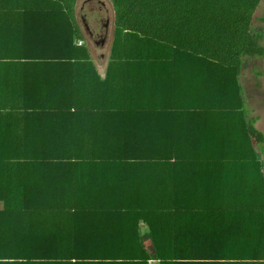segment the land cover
<instances>
[{"label": "trees", "instance_id": "1", "mask_svg": "<svg viewBox=\"0 0 264 264\" xmlns=\"http://www.w3.org/2000/svg\"><path fill=\"white\" fill-rule=\"evenodd\" d=\"M111 1L102 76L78 0H0V264H264L263 0Z\"/></svg>", "mask_w": 264, "mask_h": 264}, {"label": "rangeland", "instance_id": "2", "mask_svg": "<svg viewBox=\"0 0 264 264\" xmlns=\"http://www.w3.org/2000/svg\"><path fill=\"white\" fill-rule=\"evenodd\" d=\"M100 1L104 3V5H102L103 8L100 6L102 9H95L92 13L88 10L90 5H87V0H78L76 5V16L84 34V39L80 40V42L88 47L92 59L96 63L99 71L105 75L114 37L115 12L111 0ZM82 16H85L88 23L90 22L93 26V20L95 19L101 20L103 18L101 21L102 24L107 23L109 20L108 28L105 26L102 28L103 26L101 27V24H99L98 27L95 25L96 33L100 34L96 38L99 40L104 37V43H100V41L97 43L87 34ZM253 28L258 29L262 33V43L264 45V0L255 12ZM240 81L243 85L246 96V104L244 108L248 113V116L255 120L256 126L264 132V57L246 58L241 69ZM259 148L263 150L262 152L259 150V158L264 166V144L259 145Z\"/></svg>", "mask_w": 264, "mask_h": 264}, {"label": "crops", "instance_id": "3", "mask_svg": "<svg viewBox=\"0 0 264 264\" xmlns=\"http://www.w3.org/2000/svg\"><path fill=\"white\" fill-rule=\"evenodd\" d=\"M100 74L102 76H105L101 71H99ZM0 85L3 83V85L6 83V89L9 88L10 86H17L19 85V80L18 79H15L13 76L15 75H9L11 77H8L7 79H4V76L5 74H14V73H20L19 70H14V69H3V70H0ZM106 74V72H105ZM9 81V82H8ZM2 89H0L1 91ZM9 93V92H8ZM8 98V94L6 95H3L0 93V105H5V103H8L9 101H5V99ZM9 111L7 110H0V137H2L4 134H7L8 131H12V132H18V128H20V125L22 124L21 123V120H19L17 117H13L12 116V119H10V116H8ZM15 118V119H14ZM16 124L15 126V129H14V126L13 124ZM5 136V135H4ZM2 205V202L0 201V207ZM151 264H155V263H158V261H155V260H151L150 261Z\"/></svg>", "mask_w": 264, "mask_h": 264}, {"label": "flooded vegetation", "instance_id": "4", "mask_svg": "<svg viewBox=\"0 0 264 264\" xmlns=\"http://www.w3.org/2000/svg\"><path fill=\"white\" fill-rule=\"evenodd\" d=\"M96 3V4H95ZM98 4H99V6H98ZM86 5V4H85ZM87 5H90L89 7H88V10L89 11H91L92 13L95 11V9H102L103 8V6L102 5H104V3H102L100 0H87ZM102 8H101V7ZM99 7V8H98ZM103 19V18H102ZM102 19L101 20H98V19H95V20H93V23H94V26L89 22L88 23V21H87V18L85 17V16H82V20H83V22H84V26H85V30H86V32H87V34L91 37V38H93L97 43H99V41H100V43H104V41H105V38L104 37H102V38H100L99 40L96 38V37H98V35H100V34H97L96 33V27H95V25H97V27L99 26V24H101V27L102 28H104V26L106 27V28H108V26H109V20L107 21V23H103L102 24Z\"/></svg>", "mask_w": 264, "mask_h": 264}]
</instances>
